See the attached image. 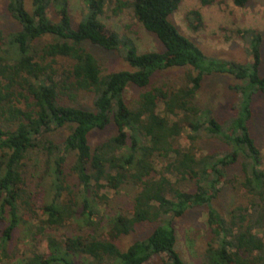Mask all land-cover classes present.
I'll return each mask as SVG.
<instances>
[{
    "label": "trees",
    "instance_id": "1",
    "mask_svg": "<svg viewBox=\"0 0 264 264\" xmlns=\"http://www.w3.org/2000/svg\"><path fill=\"white\" fill-rule=\"evenodd\" d=\"M232 1L246 8L251 0ZM70 2L8 0L19 29L0 26V264L16 258L10 245L22 228L29 251L18 264H147L159 256L187 264L174 221L194 210L206 211L210 234L202 264H264V155L250 129L252 101L264 93L263 34L239 32L251 64L224 61L171 20L183 0H116L114 15L132 10L163 45L140 53L102 21L105 0H85L88 15L76 28ZM188 22L198 31L202 14L189 13ZM85 43L119 51L131 70L105 73ZM175 69L188 71L180 87L154 85ZM218 75L237 81L239 102L225 123L198 100L205 78ZM132 87L141 93L129 101ZM87 97L91 108L80 105ZM111 125L117 132L93 145L92 134ZM59 130L68 131L64 140L50 139ZM212 139L225 150L202 153L200 143ZM32 163L51 181V199L37 208L27 183ZM236 183L244 195L223 213L216 203ZM127 190L126 207L110 210V192ZM143 226L153 227L147 237L119 246Z\"/></svg>",
    "mask_w": 264,
    "mask_h": 264
},
{
    "label": "rangeland",
    "instance_id": "2",
    "mask_svg": "<svg viewBox=\"0 0 264 264\" xmlns=\"http://www.w3.org/2000/svg\"><path fill=\"white\" fill-rule=\"evenodd\" d=\"M115 2L116 0H105V15L102 21L115 30L122 40L127 39L134 42L140 53L162 51L163 45L161 42L155 35L145 30L135 18L132 10H125L119 15H114ZM7 4L8 0H0V26L5 32H11L19 29V24L9 14ZM27 4L29 10H31L29 1ZM193 11H199L202 14L203 26L198 31L192 29L188 22V15ZM48 15L52 20H58L53 8L49 9ZM87 15L88 6L85 0H71L70 16L73 28L78 27ZM171 20L180 32L197 44L208 57L247 65L252 63V57L248 52V44L242 39L239 32L252 29L261 32L264 37V0H251L246 8L236 7L232 0H216L210 5H204L200 0H183L179 11L171 17ZM84 47L97 58L105 73L131 70L119 51H105L90 43H85ZM261 58V75L264 76V38L261 47ZM187 72L185 69H175L160 73L156 76L154 85L180 87L185 82L184 77ZM236 83L237 81L231 77L218 75L205 78L202 84L198 99L199 104L209 106L220 123H225L233 117V107L239 102V96L232 89V86ZM140 93V89L132 87L128 91L127 99L132 101ZM80 105L91 108L92 99L84 98ZM252 109L251 133L264 155V93L254 97ZM116 132L115 125L109 126L105 131L94 132L91 136V143L94 145ZM67 134V130H59L52 134L50 139L55 142H62ZM185 142L186 138L182 140V144ZM200 147L204 154L219 153L225 150L223 144L215 139L204 140L200 143ZM158 165L160 166V163ZM34 167L32 163L27 168L29 170L27 183L29 192L37 194V208V206H41L51 199V195L48 194L51 181L46 178L42 182L40 169L37 171ZM234 187H238V183L226 185L216 203L223 213H226L233 205L238 203V199L241 201L244 195L242 189L239 191ZM127 193H129L128 190L119 196H115L114 193L110 192L112 201L109 209L119 212L125 208L130 199ZM206 219L205 210H194L174 221L178 236V251L187 264H202L203 262L207 241L210 238ZM152 230L153 227L151 226H143L131 236L119 241V246L126 249L134 241L147 237ZM23 231L24 228L13 237L10 245V251L16 255V258L11 262L12 264H18L22 258V252L29 251L24 242L25 235L22 233ZM38 246H40L42 252L46 250L45 242H40ZM163 259L164 256H159L147 264H162Z\"/></svg>",
    "mask_w": 264,
    "mask_h": 264
}]
</instances>
